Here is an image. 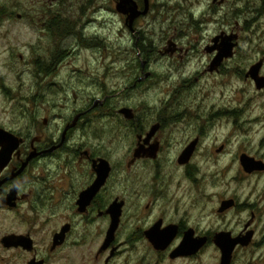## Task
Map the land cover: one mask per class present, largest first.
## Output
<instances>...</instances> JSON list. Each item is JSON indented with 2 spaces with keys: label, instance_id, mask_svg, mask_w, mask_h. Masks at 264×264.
I'll list each match as a JSON object with an SVG mask.
<instances>
[{
  "label": "rangeland",
  "instance_id": "rangeland-1",
  "mask_svg": "<svg viewBox=\"0 0 264 264\" xmlns=\"http://www.w3.org/2000/svg\"><path fill=\"white\" fill-rule=\"evenodd\" d=\"M64 18L69 26L73 23L72 31L61 23ZM45 22L51 26L42 25ZM135 29L134 34L126 26L117 12L116 0H0V128L15 135H30L40 143L44 135L58 133L76 101L77 106H84L97 95L109 96L113 109L122 105L138 108L140 117L175 118L165 132L162 176L169 182L165 195L185 199L178 204L167 197L154 213L162 209L167 215H175L179 208L203 233H238L254 210L220 218L216 212L219 198L236 196L241 203L256 204L259 246L237 249L232 264H264V174L233 182L242 153L264 161V90H257L254 81L245 78L253 65L264 60V0H226L221 6L213 0H151L150 14L137 21ZM233 34L238 36L234 56L225 60L219 73L211 72L216 55L206 48L213 45L215 37ZM53 54L71 55L56 63L51 74L60 83L44 94L40 89V60ZM138 54L150 56L155 77L132 90L139 77ZM201 134L204 139L193 163L200 169L199 182L193 184L196 176L188 178L177 157ZM127 145L120 142L111 147L115 160L125 154ZM223 146L224 151L217 153ZM52 170L44 174L38 167L32 175L35 179L49 174L55 177L56 170ZM136 184L126 185L127 195L131 190L134 193L128 197L119 233V243L125 244L110 264L221 263L214 236L198 255L180 260L156 253L145 241L129 244L137 226L144 227L142 222L150 216L147 212L143 220L137 217L150 197L137 199L136 192L144 189ZM75 188L80 191L81 186ZM69 207H62V214L56 217L49 218L47 212L39 220L35 229L38 246L50 241L52 231L71 215L75 234L61 252V264H105L110 253H100V249L107 222L87 225L74 217L71 209L64 213ZM26 208H20V215L0 212V241L32 228ZM3 252L0 244V264H7L4 259L12 260V264L28 261L20 252Z\"/></svg>",
  "mask_w": 264,
  "mask_h": 264
},
{
  "label": "flooded vegetation",
  "instance_id": "flooded-vegetation-1",
  "mask_svg": "<svg viewBox=\"0 0 264 264\" xmlns=\"http://www.w3.org/2000/svg\"><path fill=\"white\" fill-rule=\"evenodd\" d=\"M136 2L139 9L143 10L145 1L142 0L141 2V0H136ZM150 12L151 0L149 13L146 16H141L136 20V22L146 18ZM122 16L131 33L135 34L136 22L134 23L133 28L130 29L127 24L128 16ZM42 25L48 27L50 24L45 22ZM64 25L68 27L67 29L72 31L73 23L70 24V26L68 23H64ZM64 34L66 37L67 31ZM221 42L222 40L219 41V44H221ZM212 46H214V42L213 45L208 47ZM176 50L174 49L173 51L176 52ZM217 52L218 51L208 53L211 55L214 54L215 56L217 55ZM70 55L71 54H53L46 57L47 59L41 58V64L39 66L40 89H42L44 94L53 90V87L60 83L58 82L57 77L51 73L54 71L53 68L56 67L57 62L65 61L67 56ZM173 55L174 53L172 52L170 56L172 57ZM149 58V55H137L136 60L140 63L139 77L132 84V90H137L141 86L143 87L147 82L154 79L155 74L151 71L152 63ZM179 58L183 59L182 56H179ZM261 61L264 62V60ZM220 67L215 71L219 73ZM45 98V96L42 97V99ZM108 98L109 96L106 95H97L95 97L91 96V99L84 106H77L76 101L75 108H72L71 115L65 119L62 127H59L60 129L58 133L54 132L52 134L50 133L44 135L40 140V143H36L34 140H31L30 135L25 137L20 136L23 138L24 142L21 145L19 152L14 154L11 163L0 175V182L3 183L0 187V201L1 199L6 198L20 183V187L17 190L16 206L9 207L0 205V212L8 211L11 214H16L20 208L24 206L27 207L26 211L28 213H26V215H31L32 221L30 225L32 228L23 234L13 233L9 235L29 236L33 240L34 249L32 251H27L21 247L11 249L5 248L2 243L3 237L0 241L2 250L4 251L3 253L7 254L20 252L21 255L23 254L28 257V261L23 262V264H61V252L68 246L69 243H71V239L75 234V226L73 224V219H71L73 217L71 215L68 217L65 216L64 219H68V221L64 225H61L59 228L52 231L50 241L43 243L40 246H38L35 241V235L37 233V231L35 232V229L39 226V220L42 219L47 212H49V218L56 217L57 215L62 214L60 211L62 210V207L69 205L70 207L66 208L64 213L70 212L71 209L72 214L74 213V217H80L87 225H93L99 221L107 222L108 228L105 231V242L111 225V217L108 211L110 206L114 202L118 201L119 203H124V206L120 226L116 232L115 241L107 250H101L102 247L100 249V253H110V256L105 261V264H110L120 254L121 248L125 244L119 243V233L123 226L125 212L129 204L128 197H131L134 193L133 190H131V194L127 195L128 188L132 183L136 184L137 182L139 187L144 190L137 191L135 197L137 199L150 197V201L144 209H140L137 217L143 220V215L147 214V212L150 213V216L142 222L144 223V227L137 226L136 231L133 233L134 236L129 239V244L145 241L156 253L160 255H168L170 259L171 254L180 246L183 238L190 231L194 232L195 238L207 237L209 239V244L211 243V237L214 236L215 238L220 233H231L232 237L236 238L239 236L243 237L247 235V233L253 232V239L249 247H238L237 249L242 248L251 250L255 246H259L256 242L258 236L256 225L259 220L257 215L258 213L255 212L256 204H249V202L241 203L236 196L220 197L219 206L217 207L216 212L218 217L225 218L231 212H247L249 209L254 210L251 213L250 221H248L238 233L234 231H221L215 235H212V233H203L200 231L198 226L190 224V218L187 213H181L182 211L179 208H177L175 215H167L162 209H158L157 212L154 213V211L160 206V201H164L167 197L177 203L178 201H184L185 199L184 197L174 198L165 195L166 185L169 184V182L163 180L164 177L162 176L163 171L165 170L164 154L166 149L164 143L165 137L168 135L165 134V132L168 130V127L173 123L175 118L167 116H159V118H151L147 116L140 117L139 114H141V112H139L138 108L123 105L121 107L119 106V109H113V104ZM125 108L132 110V118H127L125 115L121 114V110ZM115 114L121 118H115ZM44 124L47 127L48 121ZM155 128L156 132L151 134ZM203 139V134L198 135L193 141L186 144L183 151L177 157V164L181 169L185 170L188 178H193V175L196 176V179H193V184H198L199 182L198 176L200 175V169L194 167L193 163ZM120 142H126L128 145L125 146V148L128 147V149L122 157L115 160V155L113 154L111 147H116L120 144ZM195 142L196 148L191 159L187 164L180 165V157L186 149ZM224 148V146L221 147L217 153L223 152ZM34 152L40 153V155L33 159L29 166L20 175H17L19 170L22 168V165ZM243 154H247L249 156L248 153H242L240 155V170H238V175L233 178V182L247 181L249 180V177L256 174H264V172H255L253 174L246 172L240 161ZM103 160L107 161L110 165L111 172L108 179L96 196L91 200L90 204L83 210L84 212H80V207L78 206L80 195L95 184L98 178L97 170ZM38 167L45 171L44 174L49 172L52 173V168H55L57 174L55 177L50 176L49 174V177L35 179L33 178L32 171ZM230 171L231 170L228 172ZM226 174L227 172L223 175ZM146 175L148 176L146 177ZM219 179L220 177H217L216 180ZM130 180H136V182L130 183ZM56 183L59 186V189L55 188L57 187ZM78 185L81 186L80 191H76L75 187ZM147 189L149 192H146ZM196 189L200 191V186H197ZM225 201H234V206L225 212L220 213L222 204ZM18 215L20 214L18 213ZM147 219L153 220L149 222ZM159 224L160 226L158 228V232L163 233L165 231H176L175 240L165 251H157L146 237V233ZM67 226L70 228L65 235L64 243L62 245H56V235L61 234L63 229ZM77 244L75 243L73 246H77ZM114 249H116L114 255L111 256ZM180 259L181 258H178L176 260ZM3 261L7 264H12V260L10 259H4Z\"/></svg>",
  "mask_w": 264,
  "mask_h": 264
},
{
  "label": "water",
  "instance_id": "water-1",
  "mask_svg": "<svg viewBox=\"0 0 264 264\" xmlns=\"http://www.w3.org/2000/svg\"><path fill=\"white\" fill-rule=\"evenodd\" d=\"M117 1V12L122 15H126L127 24L130 29L133 28L134 23L141 16H146L150 11V0H144V9L140 10L137 2L135 0H116ZM226 0H213L214 4L224 5ZM222 40L221 44L219 41ZM214 46L208 47L207 51L209 53L217 52L215 59L211 65V71L218 69L225 60L231 59L234 56L235 49L238 46V36L233 34L230 36L219 35L214 40ZM174 53V51H172ZM264 62L260 61L259 63L253 65L250 71L246 74V78H251L257 90H264V77L261 76V71L263 69ZM121 114L125 115L127 118H132V110L125 108L121 110ZM69 130V129H67ZM156 132V128L152 131L151 134ZM66 133V132H65ZM23 138L15 135L12 132H9L3 128H0V175L11 163L15 153L19 152L21 145L23 144ZM196 148V142L191 144L189 148L182 154L179 159L180 165H185L191 159L193 152ZM40 153L34 152L28 158V160L22 165V168L19 170L17 175H20L30 164V162L38 157ZM241 165L244 167L245 171L249 174L255 172H264V161L257 160L254 157L243 154L241 156ZM111 172L110 165L107 161H102L97 173L98 178L95 184L85 190L81 195L78 201V206L80 207V212L88 206L91 200L96 196L99 190L106 183L108 176ZM3 183L0 182V187ZM20 187V183L12 190V192L6 197L1 199L0 205L15 207L17 199V190ZM124 203H119L118 201L114 202L109 208V215L111 217V225L108 230L106 240L102 246L101 250H107L111 244L115 241L116 232L119 229L121 217L123 213ZM234 206V201H225L222 204L220 213L225 212L229 208ZM160 224L154 227L152 230L146 233V237L151 242L153 247L157 251H165L172 244L176 238V231H165L158 232ZM69 226L65 227L61 234L56 235L55 244L62 245L64 243L65 235L69 230ZM253 232L247 233L245 236H239L233 238L231 233H220L214 238V244L221 251V263L220 264H232L234 253L238 247H249L253 239ZM5 248H23L27 251H32L34 249L33 240L29 236L22 235H9L3 238L2 240ZM209 244V239L207 237L195 238L194 232L190 231L183 238L180 246L171 254V259L176 260L178 258H189L196 256L201 250H203ZM116 249L111 253V256L114 255ZM36 262V261H34ZM34 264V263H31Z\"/></svg>",
  "mask_w": 264,
  "mask_h": 264
},
{
  "label": "trees",
  "instance_id": "trees-1",
  "mask_svg": "<svg viewBox=\"0 0 264 264\" xmlns=\"http://www.w3.org/2000/svg\"><path fill=\"white\" fill-rule=\"evenodd\" d=\"M57 21H59L60 19H56ZM67 21H66V18H64L62 21H61V23H66ZM36 119V118H35ZM18 136H21V135H18Z\"/></svg>",
  "mask_w": 264,
  "mask_h": 264
}]
</instances>
